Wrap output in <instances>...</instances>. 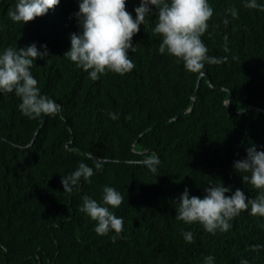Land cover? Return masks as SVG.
<instances>
[{
    "label": "trees",
    "instance_id": "obj_1",
    "mask_svg": "<svg viewBox=\"0 0 264 264\" xmlns=\"http://www.w3.org/2000/svg\"><path fill=\"white\" fill-rule=\"evenodd\" d=\"M16 2L0 0V53L33 43L43 52L46 45L49 55L31 72L62 110L29 119L14 92L0 93V264H205L209 255L213 264H264V247L252 250L264 246V217L249 209L227 232L212 234L177 220L175 204L185 188L203 198L209 183L223 182L228 196L237 189L250 199L260 194L234 162L253 145L264 151V11L246 8V0H208L214 15L202 40L209 56L227 57L205 65L210 81L159 53L155 15L133 36L134 69L93 81L64 57L81 30L74 15L80 0H61L26 24L8 17ZM140 2L126 0L134 18ZM81 162L94 168L91 182L65 192L62 176ZM105 186L124 198L110 208L124 220L115 243L114 232L98 235L96 221L79 210L84 195L102 202Z\"/></svg>",
    "mask_w": 264,
    "mask_h": 264
},
{
    "label": "clouds",
    "instance_id": "obj_2",
    "mask_svg": "<svg viewBox=\"0 0 264 264\" xmlns=\"http://www.w3.org/2000/svg\"><path fill=\"white\" fill-rule=\"evenodd\" d=\"M60 2L17 0L14 8L9 9L8 17L13 22L26 24L36 17L46 15ZM244 6L264 11V5L258 4L257 0H246ZM229 12L233 18L238 16L236 8L229 9ZM135 13L134 18L126 10V0H80L79 11L74 15L81 30L71 35V48L64 57L88 72L93 81L109 72L121 76L130 73L135 67L129 58V50L133 53L136 51L133 36L140 31L141 25H147L149 18L155 15L157 20L153 31L161 38L159 53L167 52L182 61L188 72L202 74L206 64L219 65L227 60V57L209 56V50L202 40L214 15L208 0H141ZM43 47L45 51L41 52L33 43L19 49L7 47L0 53V93L14 92L21 100L19 109L29 119L56 117L62 110L55 100L41 94L38 80L31 72L37 58L49 55L47 46ZM108 115L113 120L118 119L114 113ZM60 118L63 119L62 116ZM246 151V158L234 162V170L242 175L244 183L259 190L257 197L250 199L240 189L228 196L226 193L230 188L225 187L223 182L209 183L204 189L206 195L203 198L191 196L185 188L175 201L176 219L186 224L199 223L205 231L215 234L217 230L227 232L232 226L230 221L249 209L252 216L264 217V151H257L255 145ZM100 168V162L96 161L95 169ZM151 171L155 173L156 167L152 166ZM94 174L93 167L79 163L74 172L62 176L65 192L71 193L74 188H78L81 180L90 183ZM102 191V202L84 195L79 210L96 221L94 230L98 235L105 236L114 232L112 241L115 243L123 233L124 220L117 217L110 208H119L124 198L111 186H105ZM182 235L187 243L193 242L191 231H185ZM261 247L264 246L256 245L252 250L258 251ZM214 260L215 257L209 255L205 258V264H213ZM241 264L248 262L243 260Z\"/></svg>",
    "mask_w": 264,
    "mask_h": 264
},
{
    "label": "water",
    "instance_id": "obj_3",
    "mask_svg": "<svg viewBox=\"0 0 264 264\" xmlns=\"http://www.w3.org/2000/svg\"><path fill=\"white\" fill-rule=\"evenodd\" d=\"M203 75H205V76L207 77L208 81H210V78H209V76H208V74H207L206 71H202V74H200V78H201ZM230 99H231V96H230ZM191 110H192V107H191L189 110L180 113L179 116H180V115H183L184 113H186V112H188V111H191ZM176 118H177V117H176ZM176 118H173V119H170V120H167V121H171V120H174V119H176ZM158 158H160L159 155L157 156V159H158Z\"/></svg>",
    "mask_w": 264,
    "mask_h": 264
}]
</instances>
